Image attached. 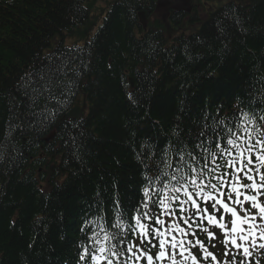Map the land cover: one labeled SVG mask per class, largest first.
Here are the masks:
<instances>
[{"label": "trees", "instance_id": "1", "mask_svg": "<svg viewBox=\"0 0 264 264\" xmlns=\"http://www.w3.org/2000/svg\"><path fill=\"white\" fill-rule=\"evenodd\" d=\"M87 1L102 0H0V264H88L104 246L123 264L145 189L155 217L173 175L210 179L216 143L264 121V0L229 1L169 45L140 23L159 0H104L92 20ZM77 35L91 38L64 44Z\"/></svg>", "mask_w": 264, "mask_h": 264}, {"label": "snow or ice", "instance_id": "2", "mask_svg": "<svg viewBox=\"0 0 264 264\" xmlns=\"http://www.w3.org/2000/svg\"><path fill=\"white\" fill-rule=\"evenodd\" d=\"M239 139L240 137H237V139L228 138L226 142L227 147L223 148L219 142L216 143V148L219 149V157L224 160V164L220 165L216 163V153L212 154V163L215 167L209 170L208 175L211 178L207 182L204 179H200L205 174L204 168L200 169L199 172H197L196 168H192L191 172L195 174L190 177H180L178 179L173 175L171 180L177 181L180 186L173 188H167L165 186L162 194L161 192L156 193L158 200H152L153 204L158 203L161 208L160 216L153 217L146 211L149 207L148 201L150 199V193L148 189H145V201L136 210L138 215L132 216L134 224L129 225V231L133 235H138L141 243H151L150 237H154L158 241L159 251L153 256L140 248L139 244L130 243L126 247V250L130 254L129 260L132 261V264H141V261L145 262V264H156V262L163 264L165 259L169 260L171 264H181L176 259L177 255L181 257V261L187 260L190 257L193 264H199L197 257L191 255L190 249L185 247L184 239L181 238L178 240L175 235H172L174 232H179L182 237L186 236V230L175 220L167 227H164L165 221L161 219V216L176 215L175 210L172 208L173 203L177 204L178 211L181 214L187 212L189 209L186 205H190L194 210L193 215L199 217L201 221L206 220L208 224L220 230V233L224 236L226 248L224 253L225 257L232 255L227 249L228 244H231L237 252H241L244 257L251 255L248 243L250 238L252 241L251 246L253 247L255 246L254 242L257 231L260 233V239H264V228H258L256 224L257 217L261 221H264V204L260 203L259 199L261 196H264V172L261 171V169H264V140L257 141V144L260 145V147H257L250 143L249 138V140L243 141L245 146L242 147L237 142ZM221 167L231 169V171H226L221 175H211ZM205 168H207V164H205ZM256 176H259V182H257ZM242 179L249 181V183H241ZM180 180H183L184 183H180ZM212 180H215L216 183H212ZM225 187L228 189L227 194L221 191ZM190 188L192 189L191 191L189 190ZM244 189L250 190L253 194H247L243 191ZM181 192L183 193L184 199L180 198L179 193ZM233 194L235 199H233ZM197 199L203 201L207 207L202 208L201 204L197 202ZM245 202L250 204L251 209L256 210L254 214L251 213L250 209L243 207ZM237 207L240 208V212L244 213L243 216L237 211ZM209 208L212 209V213L219 214V219H217L216 215L209 213ZM225 213L230 214L232 218L230 229L224 223ZM153 219L155 225H160L161 227H155L143 222L144 220L152 221ZM181 219H183L184 224L187 225L189 223L188 217L182 216ZM243 225H248V227L244 228ZM120 226L118 220L114 227ZM204 230L207 231V229ZM208 236L210 239H214L216 238V233L209 231ZM169 237L171 238L169 239ZM104 239L108 240L109 236L106 234ZM120 243H123V241H120ZM187 243L192 245V241H188ZM196 245L205 248L204 243L200 240L196 241ZM196 245L192 246L194 247ZM259 247L264 250V244H260ZM134 249L136 250L134 251ZM169 249L171 250L170 252ZM105 252L106 249L104 247H100L96 252H93V264H101L102 261L105 264H113V259L105 255ZM185 253H188V256ZM110 255L111 257L118 258L115 251H111ZM83 258L84 256L82 255L81 259ZM209 258H211L214 264H244L242 260L237 262L234 256L231 262L218 260L214 253L208 252L205 248L202 259L208 260Z\"/></svg>", "mask_w": 264, "mask_h": 264}, {"label": "rangeland", "instance_id": "3", "mask_svg": "<svg viewBox=\"0 0 264 264\" xmlns=\"http://www.w3.org/2000/svg\"><path fill=\"white\" fill-rule=\"evenodd\" d=\"M229 1H238V0H160L157 11L148 19V27L153 29H161L166 38L167 44H171L173 39L181 34H189L191 32L196 31L200 25L201 21L208 17L209 13L214 11L215 9L225 5ZM86 6L90 10V18L95 19L99 17L103 13V8H107L109 6L106 1L102 0L97 4H92L91 2H86ZM170 8L175 9H186L190 10V15L199 17L200 20H195L194 22H190L187 20H183L182 18L178 20V22H173L169 17V10ZM197 10V11H196ZM148 18V17H147ZM102 22V18L100 19V23ZM87 37L85 35H77L75 38L66 37L64 42L66 46L70 47L75 42L79 45H83ZM77 111L75 116L81 117L85 116L88 112L87 102L85 99V95L81 94L78 98V102L76 105ZM69 117L71 115L69 114ZM256 210L252 209L251 213H255ZM217 219H219V214L216 215ZM231 216L230 214H224V223L226 224L227 228H231ZM256 224L258 228H264V221H261L259 217H257ZM244 228H247L248 225H243ZM208 232L216 233V238L211 239V245L207 248L208 252L214 253L218 260L221 261H229L231 262L233 256L237 262L239 261H246L252 258L258 260L260 263L264 262V250H262L259 245L264 244V239H260L259 231L256 232V239H255V246L252 245L251 238L249 240V251L251 253L250 256L244 257L241 252H237L231 244L227 245V249L232 253L225 257V243H224V236L220 233V230L214 227L213 225L208 224L207 226ZM239 242V241H238ZM186 247V246H185ZM171 250L169 249V252ZM179 252V250H178ZM188 256V253H185ZM192 255V253H191ZM178 262L181 264H193L191 258L189 257L187 260L181 261V257L179 255L176 256ZM156 264H160V262H156ZM163 264H171V262L167 259L163 261ZM214 264V262L210 258V263Z\"/></svg>", "mask_w": 264, "mask_h": 264}, {"label": "water", "instance_id": "4", "mask_svg": "<svg viewBox=\"0 0 264 264\" xmlns=\"http://www.w3.org/2000/svg\"><path fill=\"white\" fill-rule=\"evenodd\" d=\"M140 15L143 16V12H141Z\"/></svg>", "mask_w": 264, "mask_h": 264}, {"label": "bare ground", "instance_id": "5", "mask_svg": "<svg viewBox=\"0 0 264 264\" xmlns=\"http://www.w3.org/2000/svg\"><path fill=\"white\" fill-rule=\"evenodd\" d=\"M73 46V45H72ZM72 46H70V47H72Z\"/></svg>", "mask_w": 264, "mask_h": 264}]
</instances>
